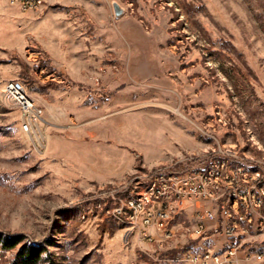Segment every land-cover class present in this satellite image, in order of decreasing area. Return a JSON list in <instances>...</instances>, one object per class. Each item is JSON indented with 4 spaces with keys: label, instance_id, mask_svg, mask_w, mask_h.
<instances>
[{
    "label": "rangeland",
    "instance_id": "374dc122",
    "mask_svg": "<svg viewBox=\"0 0 264 264\" xmlns=\"http://www.w3.org/2000/svg\"><path fill=\"white\" fill-rule=\"evenodd\" d=\"M11 81L43 109L38 149L1 106ZM226 158L264 185V0H0V235L45 248L39 264H156L184 237L142 240L131 202L156 170Z\"/></svg>",
    "mask_w": 264,
    "mask_h": 264
},
{
    "label": "built area",
    "instance_id": "2783aa9c",
    "mask_svg": "<svg viewBox=\"0 0 264 264\" xmlns=\"http://www.w3.org/2000/svg\"><path fill=\"white\" fill-rule=\"evenodd\" d=\"M8 2L27 12L38 9L46 0ZM6 86L4 102L21 113L25 101L20 84L11 81ZM42 115L43 109L34 103L32 115H21L20 120L37 142L36 149L43 141ZM209 164H217V160ZM204 167L185 172L156 170L149 176L155 191H146L144 197L153 205L147 207L142 199L131 202L135 213H146L145 228L140 231L142 240L159 242L162 247L184 237L182 244L175 245L170 252H156L153 260L156 264H260L263 253L246 247L251 228L264 230V185L259 174L239 164H217V172L204 177ZM225 171H232V179H225ZM123 210L120 206L117 214L121 215ZM225 237H232V245H225ZM215 249H224V257H216Z\"/></svg>",
    "mask_w": 264,
    "mask_h": 264
},
{
    "label": "bare ground",
    "instance_id": "6f19581e",
    "mask_svg": "<svg viewBox=\"0 0 264 264\" xmlns=\"http://www.w3.org/2000/svg\"><path fill=\"white\" fill-rule=\"evenodd\" d=\"M18 84L21 86V95L23 98V101H25V107L21 108V115L22 116H29L32 115L33 112V104L34 102L29 97L27 90L25 86L22 84V82L18 81ZM7 94V86H5V90L3 91L2 99H1V106L4 109H13L12 107H9L7 103L4 102V95ZM29 111L31 113H29ZM21 128L25 132H29L27 130L26 123H20ZM228 158V157H227ZM218 160L217 164L220 165H231L229 163V160ZM217 164H208L206 167H204V177H212V174L217 172ZM225 179H232V171H225ZM148 191H155V184L149 183ZM261 214L264 216V192H261ZM225 245H232V237H225ZM215 256L216 257H224V249H217L215 250Z\"/></svg>",
    "mask_w": 264,
    "mask_h": 264
},
{
    "label": "trees",
    "instance_id": "16d2710c",
    "mask_svg": "<svg viewBox=\"0 0 264 264\" xmlns=\"http://www.w3.org/2000/svg\"><path fill=\"white\" fill-rule=\"evenodd\" d=\"M18 248L12 264H39L47 250L41 246L23 243V238L18 236L0 235V250H15ZM46 257V256H45Z\"/></svg>",
    "mask_w": 264,
    "mask_h": 264
},
{
    "label": "water",
    "instance_id": "95a60500",
    "mask_svg": "<svg viewBox=\"0 0 264 264\" xmlns=\"http://www.w3.org/2000/svg\"><path fill=\"white\" fill-rule=\"evenodd\" d=\"M114 17L116 19L121 18L125 14V9L116 1L112 3Z\"/></svg>",
    "mask_w": 264,
    "mask_h": 264
}]
</instances>
